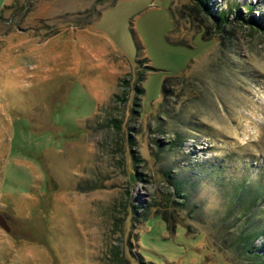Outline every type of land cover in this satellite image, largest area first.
Wrapping results in <instances>:
<instances>
[{"label": "rangeland", "instance_id": "obj_1", "mask_svg": "<svg viewBox=\"0 0 264 264\" xmlns=\"http://www.w3.org/2000/svg\"><path fill=\"white\" fill-rule=\"evenodd\" d=\"M109 1L1 6L0 264H254L234 237L264 197L225 207L264 185V30L239 17L264 25V0H209L222 27L192 0Z\"/></svg>", "mask_w": 264, "mask_h": 264}, {"label": "trees", "instance_id": "obj_2", "mask_svg": "<svg viewBox=\"0 0 264 264\" xmlns=\"http://www.w3.org/2000/svg\"><path fill=\"white\" fill-rule=\"evenodd\" d=\"M102 1L104 0H97V3H101ZM116 1L117 0H110L109 4H114ZM208 1L209 0H192V2L194 3V8H193L194 11L197 13L198 11H203L204 13H207L209 16H211V18H213L216 21V24L218 26L222 27L223 25H225V22L227 21L228 11L220 10L217 12V14H213L211 12L212 7ZM253 8H254L253 5H248L247 10L250 12L252 11ZM90 12L93 14L92 17L98 14V10L95 7V5L93 7V10H91ZM91 13L89 14L86 20L81 22L80 24L81 27L91 22V19H92ZM239 17L245 23H250L251 25H254L257 28L264 30V25L259 24L254 18H245L244 16H239ZM204 36L206 37L207 35L205 34ZM142 61L144 62V60H138L139 63H141ZM187 77L189 76H185V75L167 76L162 82L161 90H162L164 97H166L167 95L171 93V91H173L172 86H171L173 84L172 83L173 81H182ZM137 81L138 82L143 81V74H140V73L138 74ZM134 90L137 94L135 97L142 96L144 94V88L139 87L137 83L134 85ZM258 185L254 184V186L245 187L241 183H236V185L234 186L232 190V194L229 196L227 207H225L227 209L226 212H230L232 208L235 210L240 209V211L244 213V216H247L246 215L247 211L251 212L253 207L256 206V200L258 199V197H264V185H261V184L260 186ZM174 186H175V191H176L175 193L180 194V191L182 188L181 185L178 182H175ZM184 199L187 200L186 197ZM182 205H186L185 202H182ZM222 220L225 221L226 219H224L223 217ZM259 234H264V229L254 232L250 230L249 227L244 226L241 232L234 237V245H235L236 251L240 255H243L245 258L254 261L255 262L254 264L264 263L263 256L255 254L254 252L253 243H254L255 238ZM148 264H152V263H148Z\"/></svg>", "mask_w": 264, "mask_h": 264}, {"label": "crops", "instance_id": "obj_3", "mask_svg": "<svg viewBox=\"0 0 264 264\" xmlns=\"http://www.w3.org/2000/svg\"><path fill=\"white\" fill-rule=\"evenodd\" d=\"M6 2H8V0H0V10H1V6H3V4H5Z\"/></svg>", "mask_w": 264, "mask_h": 264}, {"label": "water", "instance_id": "obj_4", "mask_svg": "<svg viewBox=\"0 0 264 264\" xmlns=\"http://www.w3.org/2000/svg\"><path fill=\"white\" fill-rule=\"evenodd\" d=\"M0 224L5 228V229H7V227H6V225L4 224V222H0Z\"/></svg>", "mask_w": 264, "mask_h": 264}]
</instances>
